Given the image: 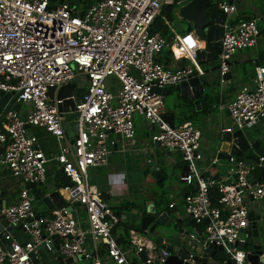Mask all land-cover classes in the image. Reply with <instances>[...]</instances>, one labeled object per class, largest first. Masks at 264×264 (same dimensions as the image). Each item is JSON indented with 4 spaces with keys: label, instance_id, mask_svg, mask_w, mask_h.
Segmentation results:
<instances>
[{
    "label": "built area",
    "instance_id": "2783aa9c",
    "mask_svg": "<svg viewBox=\"0 0 264 264\" xmlns=\"http://www.w3.org/2000/svg\"><path fill=\"white\" fill-rule=\"evenodd\" d=\"M75 1L0 0V91L12 93L16 102L27 107L24 116L6 109L0 118L2 165L20 183L17 202L1 210L0 216L4 231L20 225L29 237L18 242L6 232L3 240L10 251L0 242V264H38L39 251H51L55 246L62 259L82 256L88 264H132L113 237L120 218L90 185L88 171L106 167L111 147L133 140L135 115L149 128L151 146L158 144L180 153L187 169L180 181L196 186L182 199L185 215L201 225L204 244L220 247L219 253L225 257L220 263L208 258L206 264H249V251L238 245L245 244L241 232L250 226L247 198L264 200V179L253 178L255 171L264 170V156L250 164L229 158L228 183L204 177L199 130L191 122L171 128L163 119L165 91L185 81L193 71L202 75L196 60L202 48L191 30L178 34L169 28V41L158 32L150 33L163 6H180L184 0H98L86 8ZM215 4L226 16L238 10L237 0ZM229 20L221 38V84L231 57L254 48L260 36L255 20ZM165 51L187 64L171 68L158 62L157 57ZM76 77L84 82L75 106L77 133L68 144L64 115L58 111L62 101L56 99V92ZM109 80L112 84H107ZM49 89H54L53 100L46 97ZM219 109L229 114L232 127L228 130L248 131L263 123L264 65L255 69L251 90L238 92ZM26 128L42 129L58 142L54 158L36 147ZM51 162L71 186L59 190L64 208L44 218L37 214L30 189L45 183ZM211 189L219 195L216 206L210 202ZM76 206L83 211V219L72 209ZM88 238L102 246L92 255L85 251ZM187 240L190 255L186 262L202 264L193 261L194 256H202L199 238L188 235ZM131 241L136 257L145 251L144 264H166L170 253L156 247L145 233L132 232Z\"/></svg>",
    "mask_w": 264,
    "mask_h": 264
},
{
    "label": "crops",
    "instance_id": "0c3cea01",
    "mask_svg": "<svg viewBox=\"0 0 264 264\" xmlns=\"http://www.w3.org/2000/svg\"><path fill=\"white\" fill-rule=\"evenodd\" d=\"M95 1L98 0H83L86 5ZM218 1L212 0V3L215 4ZM237 8L236 17L232 19L234 23L239 20L256 21L260 33L257 45L254 48L237 52L231 57L228 63L230 77H226L223 84L220 83L219 70L214 75H206L204 91L200 100V109L198 111H196L195 107L194 109L195 112H199L202 107L207 109L210 106V110L196 116L194 122H191L199 130L201 136L204 177L225 180L227 183L231 180L228 177V170L231 164L226 160L217 161L220 143L218 139L224 130L232 127V123L227 110L219 109V106H226L238 92L251 90L255 69L259 65L264 64V0H237ZM186 31L188 29L180 33H185ZM199 46L203 49L202 43ZM157 60L171 68H178L187 64L185 60H174L169 51L162 53L157 57ZM209 67L199 68L200 73L203 74L202 69L205 71L210 69ZM212 81H214V84H212ZM83 82V79L79 78L78 85L81 84V87L77 89L80 93ZM172 94L173 101L171 106L167 108L164 105V115L172 117L174 126H178L181 124V119L189 116L191 112L190 107L183 103L179 95ZM26 111L27 107L21 105L19 114L24 116ZM66 114L69 117L65 119L64 123H69L70 128L68 131H73V114L69 111ZM133 122V140L120 144L116 148L111 147L112 154L108 165L104 168L89 170L88 182L92 183L90 185L99 191L105 204L120 218V223L113 229V237L118 246L127 253V258L132 264H142L139 257H136L132 252L133 242L131 241L132 232L144 233L139 229V219L142 213H145L147 209L151 210L153 208L160 214L168 209H173L174 212L170 215V218L187 221L188 217L183 210L182 199L188 193L194 191L195 188L188 187L180 181V174L183 169L180 153L178 151H167L155 145L151 146L149 143L150 130L145 122L140 118L135 119ZM29 130L30 136L28 137L35 138L36 147L46 157L54 158L58 152V142L42 129L29 128ZM248 131L251 134L250 144L257 143L260 146V151H247L243 155V162L246 164L253 162L256 157L261 155V151H264V122L257 124ZM64 140L70 144V140L65 139V137ZM0 148L3 152V147ZM121 149L123 152L119 153ZM151 171H157L160 174V180H154L151 177ZM57 174L58 170L55 163H49L45 183L30 189L31 194L36 198L34 206L40 217L48 218L51 213L41 203L42 198L54 191H57L62 198V194L59 192L61 188H55V184L58 182ZM0 182V190L6 192L7 208L17 202L20 183L10 175L4 165L0 167ZM36 193L42 195V198L38 200L35 196ZM246 203L249 213L253 216L254 224L262 232L264 239V200L254 201L248 197ZM171 205L173 207L169 208ZM72 209L76 214L78 211L80 219L84 218V213L80 208L76 206ZM3 228H5V223L0 216V230ZM185 233L187 236L196 235L192 229H186ZM10 235L18 242L27 241L29 238L22 228L19 230L13 228ZM146 237L148 238L147 235ZM174 237L180 241L185 239L178 234H175ZM1 245L3 246L2 243ZM96 248L101 249L102 246L88 238L85 244L86 253L92 255ZM58 257V253L56 255L53 254V251L42 248L39 251L36 262L38 264H59ZM79 262L88 264V261L82 256L77 257L73 264H78Z\"/></svg>",
    "mask_w": 264,
    "mask_h": 264
},
{
    "label": "water",
    "instance_id": "95a60500",
    "mask_svg": "<svg viewBox=\"0 0 264 264\" xmlns=\"http://www.w3.org/2000/svg\"><path fill=\"white\" fill-rule=\"evenodd\" d=\"M53 0H50L52 3ZM175 17L185 22L190 26V29L197 40L203 44V49L197 52L196 60L200 68L204 66H210L208 70H203V74L200 76L196 71H193L189 77L175 85L172 88L167 89L164 95H171L175 93L179 97L191 103L196 111L200 108V100L202 93L204 91V84L206 81V75L212 74L219 70V55L221 54V38L223 34V25L228 19H234L235 15L226 16L223 14L216 4H212V0H185L183 4L178 6ZM228 64V63H227ZM230 77L227 73L222 79L225 80L226 77ZM79 78L73 80L67 86L60 88L56 92V99L62 101V105L58 107V111L61 114H66L68 111L73 114V131H68L70 128L69 123H63V130L65 134V139L70 140V144L73 143V140L77 133V114L75 113V106L79 103V90L78 88ZM214 84V81H212ZM158 92V90H154ZM46 97L49 100H53L54 89H49ZM22 102H16V99L13 98L12 93H4L0 91V114L6 109H12L15 112H19ZM164 121L169 125V127H174L172 117L163 116ZM264 122V119H263ZM27 136H30V130L26 128ZM251 134L249 131H239V130H228L221 133L219 137V146L217 153V161L226 160L229 158H235L238 161H243V155L249 150H258L260 151V146L257 143H251ZM159 147L158 144L155 145ZM2 149L0 148V167L3 163ZM261 156H264V151H261ZM187 169L186 166H183L181 177L186 175ZM151 177L154 180H160V174L157 171H151ZM1 185V182H0ZM1 188V186H0ZM196 190V186H194ZM41 203L49 210L53 211L55 209H62L65 206V203L59 193L54 191L44 198H42ZM6 208V192L0 190V211ZM68 211L71 208H66ZM174 212L173 209H168L163 213L157 212L154 208L149 210L147 209L145 213H142V216L139 219V229L140 231L146 233L148 238L153 242L156 247L165 248L170 256L166 260V264H189L186 262L189 258V243L187 240V235L185 233L186 229L194 230L196 236L199 238L198 246L202 249V256L193 257L195 263L206 264L208 258L213 259V257L221 252L220 247L206 246L201 239V225L195 223L191 218H188L187 221H181L180 219H172L170 215ZM250 219V226L247 230L242 231L241 233L246 237V242L244 245H238V247L249 251L246 259L249 264H264V239L262 232L254 224L253 216L251 213L248 214ZM182 227V228H180ZM19 230L20 225L14 227ZM180 228V229H179ZM13 229V228H12ZM12 229H7L4 231L0 230V242L3 244L4 248L8 251L9 243L4 242V236L6 232H11ZM168 230L175 232V234L184 237L181 241L174 236L167 235ZM100 243V242H99ZM53 254L57 255V247H53ZM59 264H73L75 259H62L61 257L57 258ZM139 260L142 264L146 261L145 251L139 255ZM151 264H156L155 262ZM227 264H233L230 261H227Z\"/></svg>",
    "mask_w": 264,
    "mask_h": 264
},
{
    "label": "trees",
    "instance_id": "16d2710c",
    "mask_svg": "<svg viewBox=\"0 0 264 264\" xmlns=\"http://www.w3.org/2000/svg\"><path fill=\"white\" fill-rule=\"evenodd\" d=\"M76 5H80L79 1H75ZM178 8V5L176 3H171L168 5H165L162 7L160 15L156 18V20L154 21V23L152 24L151 28H150V33H160V35L165 38L167 41H169L172 37L171 31L169 29V23H171L173 21V19L175 18V13L176 10ZM165 22L167 23V25L165 24ZM188 31L186 32H190V26L189 28H187ZM259 65V66H263ZM167 66V65H165ZM183 103H186V105H188L190 107V112L191 114L187 117H183L181 119V123H185V122H194L195 117L202 114V113H206L209 112L210 110V106L207 109H204L203 107L201 108V110L199 112H195L194 106L191 103H188L187 101L183 100ZM58 182L55 184V188L56 189H60V188H64V187H69L71 186V182L69 181L68 178H66L61 171H58ZM253 178L256 179L257 181L263 180L264 179V170H260V171H255L253 173ZM35 196L37 197V199H41L42 195H40L39 193H36ZM210 202L212 203V205L216 206L218 199H219V195L217 193V191L215 189H211L210 190ZM213 260L215 262H223L225 260V257L222 253H217L214 257Z\"/></svg>",
    "mask_w": 264,
    "mask_h": 264
},
{
    "label": "rangeland",
    "instance_id": "374dc122",
    "mask_svg": "<svg viewBox=\"0 0 264 264\" xmlns=\"http://www.w3.org/2000/svg\"><path fill=\"white\" fill-rule=\"evenodd\" d=\"M76 1H79V3H80V5H82V7L83 8H86V6H89V5H86V4H84V2H83V0H76ZM213 4V3H212ZM169 27L171 28V29H173L176 33H180V32H182V31H185L188 27H189V25L188 24H186L185 22H183V21H180V20H178L176 17L173 19V21L171 22V23H169ZM112 84V80H109V81H107V84ZM78 87H81V84L80 85H78ZM173 95V94H172ZM172 95H167V96H165L164 97V105L167 107V108H169L170 106H171V103H172V101H173V96ZM69 117V115H64V119H66V118H68ZM140 117H138V116H134V118H133V121L135 120V119H139ZM140 119H142V118H140ZM143 120V119H142ZM134 123V122H133ZM177 123V122H176ZM222 161V160H221ZM90 184H92V183H90ZM167 235H171V236H175V232H173V231H171V230H168V232H167ZM83 262H79L78 264H82Z\"/></svg>",
    "mask_w": 264,
    "mask_h": 264
},
{
    "label": "clouds",
    "instance_id": "9594fccd",
    "mask_svg": "<svg viewBox=\"0 0 264 264\" xmlns=\"http://www.w3.org/2000/svg\"><path fill=\"white\" fill-rule=\"evenodd\" d=\"M240 258H242V254H240Z\"/></svg>",
    "mask_w": 264,
    "mask_h": 264
}]
</instances>
